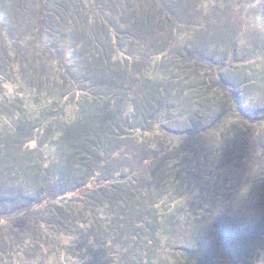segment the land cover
Segmentation results:
<instances>
[{
    "label": "rangeland",
    "instance_id": "374dc122",
    "mask_svg": "<svg viewBox=\"0 0 264 264\" xmlns=\"http://www.w3.org/2000/svg\"><path fill=\"white\" fill-rule=\"evenodd\" d=\"M60 1H48L51 14ZM82 2L97 28L111 5L133 11L140 28L122 20L119 32H83L70 16L65 31L47 32L43 0L0 6L16 32L0 96L50 109L0 129V197L10 200L0 264H190V248L207 264H264V0ZM26 53L47 70L46 104L23 89ZM96 123L91 168L61 162V133L86 152L97 138L85 125ZM68 179L75 190L59 187ZM217 227L234 257L213 243Z\"/></svg>",
    "mask_w": 264,
    "mask_h": 264
},
{
    "label": "trees",
    "instance_id": "16d2710c",
    "mask_svg": "<svg viewBox=\"0 0 264 264\" xmlns=\"http://www.w3.org/2000/svg\"><path fill=\"white\" fill-rule=\"evenodd\" d=\"M49 0H43V5H42V10H41V26L43 29V31H47L50 32L53 29H61L62 31H65V27H67V22L68 19L71 17L76 18L77 20H80V24L82 25V30L83 32H95V33H100L101 31V27L106 25L109 31H112L113 27L115 29V31L117 30L118 32L120 31L119 29H122L120 27V25H122L121 21L123 20L124 22L128 21V23H131L134 29H138L140 28L139 24H135L133 21L134 19V15L135 13L133 11H130L127 9L124 10V12L122 10H120L118 7L112 6L111 5V9L107 10V16L103 18V21L105 24H103L102 26H99V28H97L92 20L90 19V15L89 14H85L84 13V9H83V2L82 0H61L60 3L57 6H53V14H51V11H49L48 8V2ZM73 2L76 4V7H74V9H70V11H68V7L67 5ZM5 3L10 7V11L14 12V10L17 12L16 7H15V0H0V6L4 7ZM82 5V6H81ZM13 6V7H12ZM14 9V10H13ZM18 15V13H16ZM121 15V20H119ZM1 16H3L2 13H0V18ZM14 16V15H13ZM12 15H10L7 19H0V22L2 21L4 23V20H8L4 25L3 23H0V72L4 73V72H8L7 70H10V58H12L13 53H14V47H12V43H10L11 41L14 42V37L16 35L15 30H8V22L11 23L13 21L10 20V18H13ZM57 19V22L55 23L54 20ZM135 20H139V17L136 15V19ZM108 22V23H107ZM142 23H144L142 21ZM65 26L63 27L62 25ZM110 24V26H109ZM103 28V27H102ZM124 32V31H123ZM14 45H16V43H13ZM27 55V59H28V63L29 65V69H26V73L28 74H23V81H24V85L26 87H23V89H27V93L30 95V97L32 98L31 104H34V102L36 104H46L45 101L42 100L41 97V93L42 91L46 90V77H48V74L46 75L47 70L46 69H40V66H34V64H32V61L30 59V56ZM21 57H26L25 54L23 53V56ZM95 57V56H93ZM104 57V56H103ZM102 55H100L99 53H97L96 58H92L93 61H97V63H99L100 58H102ZM105 58V57H104ZM93 63V62H92ZM83 64L84 62H80V69L81 71H83ZM1 79V76H0ZM1 83V81H0ZM1 86V85H0ZM48 89V88H47ZM41 92V93H40ZM27 97V96H26ZM9 98V97H8ZM8 98L4 97V96H0V129L1 131H6V132H10L11 129L13 128V124L15 121H20L23 120L24 121V117H27L28 115L34 117V118H38L41 119L43 121V117L47 116L50 113V109H48V112H43L38 114L37 112L33 111L31 108L27 107V104L22 102V98L20 93H16L14 94L12 97H10V101L13 102V104H9L8 102ZM51 107V105H50ZM52 108V107H51ZM32 110V111H31ZM8 118H12L13 122L10 123ZM108 120V124L111 120V118L108 116L107 117ZM104 122L105 120L102 119ZM3 121V122H2ZM5 121V122H4ZM94 121V118H93ZM95 122V121H94ZM102 124V123H101ZM107 125V124H106ZM2 126V128H1ZM85 127L86 131H90L92 132V136L96 137L97 140L96 142H94V144H89L87 143V147H83L84 150H87L86 152H84L83 150L78 151L77 149V145L75 144H71V142L65 140L64 134L65 133H61V137L59 139H61V141L68 147V155L66 157H62L61 162H65L67 164H74L75 166H77L78 168H82L83 166L85 168H91V165L93 163V158L97 157V155H99L98 151H97V146H99L100 143V139L97 136V133L100 131V127L99 124H86ZM104 126V124H102V127ZM67 129H65L64 131H66ZM70 143V144H69ZM76 147V151H73V149ZM79 149H81L80 146H78ZM95 163V160H94ZM31 172V171H30ZM29 173V171H28ZM40 177H46L43 174L40 175ZM53 184V183H52ZM51 184V185H52ZM48 184H44L43 187H47ZM62 189H65L66 191H73L75 190V181L74 179H68V180H64L63 182H61V185L59 186ZM53 188V187H51ZM55 188V187H54ZM5 199H2L0 197V214H2V212L6 211L8 208V202L10 201L8 198H6V203H4ZM6 206V210L4 209V211L2 210L3 207ZM133 202L131 203L129 201V203H127L126 205L123 206V203L121 205V208L123 206V208L120 210V213H126L128 214V212L131 209ZM58 208V212L62 211V205L58 204L57 205ZM120 209V206H119ZM264 224V221L261 222ZM259 227V224H258ZM257 226H253V227H249L247 229L248 233L253 235V238L251 240V243L254 244L259 243L260 245L262 244V239H258L255 238V233L259 230ZM264 228V226H262ZM150 229L152 230L151 232H154V230L156 229V226H154L153 224L150 225ZM215 231V238L213 239V243L216 245L217 250H219L220 254L221 253H228L230 254V257H234V253L232 251V247L229 246L228 242H227V236H226V232L220 228L217 227L214 229ZM244 232V230H243ZM241 231H234L231 233L230 238H235L236 242L240 239H237L236 237L238 235L241 236V234L243 233ZM241 233V234H240ZM264 232H262V235H260V238L264 237L263 236ZM262 246V245H261ZM253 250V248H251ZM190 252H188L187 255V261L190 264H207L210 262L211 258H204V256H202V258H200L199 256H197L195 254V250L193 248L189 249ZM209 259V260H208Z\"/></svg>",
    "mask_w": 264,
    "mask_h": 264
}]
</instances>
